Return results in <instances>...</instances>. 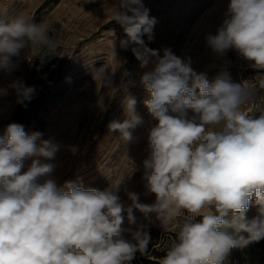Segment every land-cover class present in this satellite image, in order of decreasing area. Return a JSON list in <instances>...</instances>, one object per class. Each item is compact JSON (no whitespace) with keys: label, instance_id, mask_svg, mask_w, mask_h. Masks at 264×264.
Here are the masks:
<instances>
[{"label":"clouds","instance_id":"clouds-1","mask_svg":"<svg viewBox=\"0 0 264 264\" xmlns=\"http://www.w3.org/2000/svg\"><path fill=\"white\" fill-rule=\"evenodd\" d=\"M112 20L124 30V46L142 45L141 36H150L156 22L142 0H118ZM49 33L46 19L35 22L0 9V71L13 72L18 67L13 58L26 48L54 54L59 42ZM206 42L217 55L234 49L253 68L264 69V0H230L222 24ZM145 53H137L142 66L148 55H158ZM141 83L150 97L144 105L158 121L149 130L142 162L155 202L140 203L139 195L129 192L132 203L125 207L113 185L103 191L72 181L58 186L53 161L60 145L9 123L0 134V264H128L137 252L145 255L150 242L143 225L124 227L125 221L137 223L134 210L145 219L155 214L164 229L176 228L159 264H224L231 249L264 239V111L259 116L245 111L256 101V86L233 83L227 72L209 82L190 59L170 49ZM9 87L23 107L35 95V86L19 80ZM258 87L264 89V78ZM0 95L7 89L0 88ZM135 106L128 96L129 118L109 125L125 141L132 139L128 130L141 123ZM26 159L31 164L22 171ZM250 204L257 215L248 219Z\"/></svg>","mask_w":264,"mask_h":264},{"label":"rangeland","instance_id":"rangeland-1","mask_svg":"<svg viewBox=\"0 0 264 264\" xmlns=\"http://www.w3.org/2000/svg\"><path fill=\"white\" fill-rule=\"evenodd\" d=\"M44 7L41 6L46 2ZM230 0H142L150 18H155L151 35L143 34L142 45H122L127 37L121 25L112 20L114 5L118 0H0V9L10 14H22L35 22L45 19L50 26L49 35L59 42L55 53L46 48L36 51L22 50L19 58H13L18 67L6 74L0 71V88L7 95H0V134L10 119L17 93L9 85L21 81L24 86L35 61L50 65V81L54 88L63 89L62 99L47 113L40 115L25 129L42 133L41 139L60 145L53 161L57 167L53 173L58 186L76 182L85 189L105 190L118 186V195L125 207L131 205L127 193L139 195V202L152 204L155 194L148 192L143 179V160L147 156L149 130L158 121L148 112L144 100L150 98L141 83V77L152 72L165 49L182 59L188 58L197 73H205L209 82L222 72H227L233 83L253 84L255 69L234 49L217 55L208 46L206 36L215 35L222 24ZM41 8V9H40ZM40 9L38 18L35 12ZM35 18V19H34ZM145 49L156 50L157 56L148 55V63L142 66L137 53L147 55ZM47 84L49 88L51 84ZM259 95V97H257ZM136 99V115L141 123L130 128L132 139L125 141L119 131H111L113 121L128 119L126 98ZM264 107V91L256 92L255 103L245 106L249 114ZM191 114V110H189ZM75 147V154L70 150ZM31 159L24 161V169ZM135 225L124 227L143 230L150 236L145 255L137 252L128 264H138L141 258L151 257V251L166 253L175 240V226L164 229L155 214L145 219L138 210ZM200 219V218H198ZM125 237L132 240L130 232ZM134 242V241H133ZM239 251L240 248L236 249ZM224 264H256L245 259L226 258Z\"/></svg>","mask_w":264,"mask_h":264},{"label":"trees","instance_id":"trees-1","mask_svg":"<svg viewBox=\"0 0 264 264\" xmlns=\"http://www.w3.org/2000/svg\"><path fill=\"white\" fill-rule=\"evenodd\" d=\"M48 3L49 1H46L41 6V8H44ZM40 9L35 12V18H38L37 16L40 12ZM42 18L43 17L39 18L40 22L42 21ZM256 74H263V76H257V80L254 83V85L256 86V92L260 93L264 91V89H260L258 87V81L260 78H264V71ZM50 75L51 73L49 63L47 64L46 61L43 63L35 61L33 63L31 73L28 78L29 80L26 81L25 86H35V95L30 102L25 101L27 107H23L19 103L15 104L14 109L12 111V115L10 119L6 122L4 129L9 123L21 124L23 125L24 129H26L32 121H34L40 115L47 113L55 103L62 99L64 94V92L62 91L63 89H55V85L53 83H49ZM48 83L51 85L49 86V88H46V86H48ZM257 97H259V95ZM262 111H264V107L260 108L259 110H254L250 114L254 116H259ZM255 215H257L256 206L254 204H250L249 209L246 212V217L248 219H251ZM228 218L230 219L231 217ZM229 231L231 230L229 229ZM236 249L237 248L230 250L229 254L226 257L228 260L229 257H231V259H245L252 263L264 264V239H261L258 242H253L246 247L240 248L242 249L240 250V254L238 253L239 251H237ZM150 254H152L151 257L148 256L141 258V261H139L138 264H159V259L166 255L165 252L161 254L157 251H151Z\"/></svg>","mask_w":264,"mask_h":264}]
</instances>
